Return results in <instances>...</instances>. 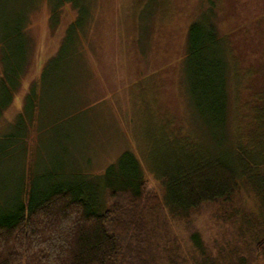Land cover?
Segmentation results:
<instances>
[{"label":"trees","instance_id":"obj_1","mask_svg":"<svg viewBox=\"0 0 264 264\" xmlns=\"http://www.w3.org/2000/svg\"><path fill=\"white\" fill-rule=\"evenodd\" d=\"M86 1L49 0L52 27L66 6L78 16L44 69V85L51 74L86 53L91 13ZM242 1L155 4L158 19L171 17L176 8L190 16L181 65L193 106L205 122L222 130L227 123L235 125L233 137L223 139L225 148L206 147L185 128L178 151L159 174L162 195L149 191L141 163L131 152L108 168L104 186L95 194L83 182L62 179L72 172L54 171L45 189L30 174L25 185L21 180L24 193L17 205L11 209L0 203V264H264V53L250 62L247 45L254 47L255 38L238 39L245 26L225 31L227 21L237 20ZM27 27L28 22L19 25L16 35H25ZM258 42L255 53L262 51L263 42ZM3 61L1 81L13 95L28 62L16 73L14 58ZM76 68L72 65L70 73ZM33 101L34 89L16 122L20 134L6 136L4 143L15 142L30 128L39 108ZM208 207L219 208L207 215V226L215 231L199 229L184 249L172 221L187 220Z\"/></svg>","mask_w":264,"mask_h":264},{"label":"rangeland","instance_id":"obj_2","mask_svg":"<svg viewBox=\"0 0 264 264\" xmlns=\"http://www.w3.org/2000/svg\"><path fill=\"white\" fill-rule=\"evenodd\" d=\"M158 1L87 0L91 13L85 29L86 53L51 74L44 85V69L78 13L66 6L60 23L52 27L49 0H0V203L4 207L12 209L20 202L21 180L25 185L30 174L45 189L54 171L72 172L62 179L83 182L95 194L103 188L108 168L126 152L140 161L149 191L162 195L159 174L175 156L186 129L206 147L225 148L223 139L233 137L235 125L227 123L222 130L205 122L193 106L181 65L190 16L176 8L171 9V17L158 19V13L154 15ZM242 3L237 20L227 21L225 31L245 26L238 39L251 35L254 47L258 40L263 42V52L258 53L247 45L249 61L254 62L264 53V0ZM24 22H28L26 34L18 37ZM12 58L16 73L28 62L20 87L14 83L13 95L4 91L1 81L3 60ZM72 65L77 68L70 73ZM33 89L37 98L33 103L39 108L34 109L30 128L15 142L4 143L6 136L20 134L16 122ZM9 97L12 103L2 110ZM217 208L172 221L184 249L191 246V235L208 227L207 215ZM206 231L215 230L210 226Z\"/></svg>","mask_w":264,"mask_h":264}]
</instances>
